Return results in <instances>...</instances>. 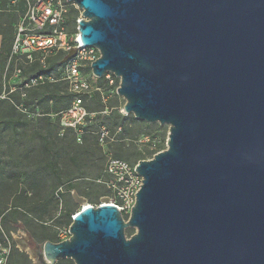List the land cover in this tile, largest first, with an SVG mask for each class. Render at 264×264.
Returning <instances> with one entry per match:
<instances>
[{
	"label": "water",
	"instance_id": "water-1",
	"mask_svg": "<svg viewBox=\"0 0 264 264\" xmlns=\"http://www.w3.org/2000/svg\"><path fill=\"white\" fill-rule=\"evenodd\" d=\"M68 1L100 53L92 75L119 79L127 115L169 126L167 149L137 163L127 220L88 206L67 240L17 243L35 264H264V0Z\"/></svg>",
	"mask_w": 264,
	"mask_h": 264
},
{
	"label": "rangeland",
	"instance_id": "rangeland-1",
	"mask_svg": "<svg viewBox=\"0 0 264 264\" xmlns=\"http://www.w3.org/2000/svg\"><path fill=\"white\" fill-rule=\"evenodd\" d=\"M22 14L21 0H0V49L3 48L2 38L6 33H12ZM75 15L77 19L83 18L82 11ZM72 30L77 31L76 25ZM64 59L59 54L47 58V66L49 60L56 62L57 66L44 76L47 80L44 78V83L38 86L22 87L29 79V74L24 70L33 64L23 65L24 70L15 76L16 67L13 62L9 63L8 58L0 75V101H4L0 104V212L3 213L0 217V237L2 231L12 237L14 261L24 255L28 257L29 264H35L31 248H23L15 239H22L23 236L28 242L31 235L29 225L44 226L48 234L57 240L59 230L69 229L76 214L87 205L97 204L106 189L96 181L109 158H118V154L125 151L129 154L142 152L147 159H151L153 156L148 154L149 151L159 153L167 149L169 126L148 124L135 119L132 114L127 115L124 111L126 101L117 94L120 81L115 80L111 85L105 76L102 79L94 77L90 69L86 72L91 77V85L101 89L100 97L108 110L103 108L98 96L95 97V100L87 103L90 116L84 144L76 143L71 134L64 139L60 138L57 135L56 114L68 103L67 85L62 80ZM45 90L58 93L59 100L51 94L48 99L42 97V101L39 95ZM22 93L27 94L23 100ZM27 99L28 112H20L23 107L19 106L14 115L10 116L7 109L12 101L18 103ZM99 126L109 129L114 141L101 144L97 135ZM85 143L94 154L92 157L82 154ZM50 160L56 164L55 173L46 167ZM128 161L134 162L133 159ZM69 183L76 185V191L66 192ZM24 191L32 198L30 202L33 204L30 205L38 210L37 214L41 217L34 219L29 214L25 217L20 215L18 222L13 223L11 211ZM73 193L84 198L86 204L78 203ZM68 208L74 214L69 224L63 217ZM4 218H8L9 222H4ZM43 244L40 241L39 245Z\"/></svg>",
	"mask_w": 264,
	"mask_h": 264
},
{
	"label": "built area",
	"instance_id": "built-area-1",
	"mask_svg": "<svg viewBox=\"0 0 264 264\" xmlns=\"http://www.w3.org/2000/svg\"><path fill=\"white\" fill-rule=\"evenodd\" d=\"M21 1L23 14L15 26L9 63H14L16 67L14 74L19 76L22 72L21 64L38 62L45 68L48 57L59 54L66 58L70 52L75 51V54L64 63L62 74V80L66 83L67 91L73 96V100L70 107L57 113L56 117L60 136L71 130L75 134L76 143L82 144L90 116L85 106V99L89 100L96 92H101V89L93 88L91 77L86 71L91 70L92 63L99 59L100 53L96 48L85 47L80 41L78 25L82 19L76 20V34L69 31L68 19L71 10L75 9L81 13L74 1ZM105 78L111 85L115 80H119L111 73L106 74ZM44 81L43 77L32 79L25 87L38 86ZM22 96L24 97L25 94ZM97 135L103 145L109 140L114 141L110 130L105 126H99ZM97 184L106 189V194L91 207L114 206L127 220L136 203V194L143 185V178L136 172V165L125 160L109 158L105 164L103 178L98 180ZM69 237V229L59 230L57 241L61 242ZM12 249L13 240L5 236L4 242H0V264H10Z\"/></svg>",
	"mask_w": 264,
	"mask_h": 264
},
{
	"label": "trees",
	"instance_id": "trees-1",
	"mask_svg": "<svg viewBox=\"0 0 264 264\" xmlns=\"http://www.w3.org/2000/svg\"><path fill=\"white\" fill-rule=\"evenodd\" d=\"M76 12H78V13H80L79 11H77V10H75V9H72L71 10V12H70V15H69V19H68V26H69V31L72 33V34H76L77 33V31L76 32H74L73 30H72V28L73 27H75V25H76V20H77V16L75 15V13ZM17 24V23H16ZM16 24L14 25V27H13V29H12V33L11 34H5V36L2 38V49H0V75H1V73H3V71H4V68H5V63H6V60L8 59V58H10V53H11V47H12V43H13V40H14V34H15V26H16ZM73 31V32H72ZM3 34V33H2ZM23 65L24 64H21L20 65V68L22 69V71L24 70V68H23ZM56 66H57V64H56V62L54 63V62H50V60H49V65L48 66H46L45 68L40 64V63H38V62H35V63H33V65L31 66V68H28L27 70H24L25 71V73H27V74H29V79H28V82L27 83H23L22 84V87H25L26 86V84H28L29 82H30V80H32V79H38L39 77H43V78H45L46 80H47V77H44L45 75H47V74H49L50 72H52V71H54L55 69H56ZM41 84H43V83H41ZM40 85V84H39ZM30 88V87H29ZM97 88H99V87H97ZM100 89V88H99ZM47 90H45L43 93H40V95H39V98L43 101V99H42V97H45L46 99H48L49 97H50V95L52 94V97L54 98V99H58L59 100V98H60V96H59V94L58 93H56V92H54V91H50V90H48V92H46ZM23 94H25V96L23 97L22 95ZM68 95H67V101H68V103H67V105L63 108V109H61L60 111H62V110H65V109H67V108H69L70 107V105H71V102H72V100H73V96L71 95V94H69V93H67ZM26 96H27V94L26 93H22L21 94V97H22V100L24 99V98H26ZM98 96V97H97ZM101 96V93L100 92H96L94 95H93V97L91 98V99H89V100H87V99H85V106H86V108H87V110H88V112L90 113V110H89V108H88V102H90V101H93V100H95V97H97L98 98V100L103 104V108L104 109H107L108 107H107V105H106V103H104L103 102V100H102V97H100ZM31 101V100H30ZM52 102V101H51ZM2 103H4V101H0V104H2ZM25 104V105H24ZM29 104V99H27V100H24L23 102H18V103H15L14 101H12V105L10 106V107H8V109H7V111H8V113L10 114V116L12 115H14V113L16 112V110H18V107L19 106H22L23 107V111H20V112H28V108H27V105ZM108 110V109H107ZM59 111V112H60ZM58 112V113H59ZM27 116V115H26ZM14 118H15V116H14ZM57 122V135L60 137V138H66L67 136H68V134H71L72 136H73V139H74V141L76 142V137H75V134H74V132L73 131H71V130H68V131H66L65 132V134L63 135V136H60V130H59V124H58V121H56ZM88 126V125H87ZM121 128V127H120ZM87 130H88V127H85V134H84V136L86 135V132H87ZM84 136H83V140H84ZM84 142V141H83ZM71 144V143H70ZM82 144H84V143H82ZM65 148V147H64ZM66 149V148H65ZM83 150H82V154H86V155H88V156H90V157H92V155H94L91 151H89V145L88 144H86L85 143V145L83 146V148H82ZM120 150V149H119ZM121 151V150H120ZM157 152H152V151H149L148 152V154L149 155H151V156H154L155 154H156ZM144 153H136V154H129V153H127V152H125V151H121V154H118V158H116V157H113V158H115V159H121V160H125V161H127L128 163H130V164H132V165H137V163L139 162V161H142V160H148V159H150V158H146L144 155H143ZM124 158V159H123ZM129 159H133L134 160V162L133 163H131V162H129L128 160ZM49 170H51L53 173H55V167H56V164L52 161V160H50L49 162H48V164H47V166H46ZM104 168H105V166H104ZM103 172H104V169H103V171H102V174H101V176L99 177V179H97V181L98 180H100L101 178H103ZM96 181V182H97ZM60 183V182H59ZM76 185L75 184H72V183H69L68 185H67V189H66V192H69V193H71L72 191H76ZM27 191H24L23 192V195H21L20 197H18L17 198V201H16V203H15V205H14V207H13V210L11 211L12 213H11V217H12V221H13V223H17L18 222V217L20 218L21 216H24L25 217V215H31L32 216V218H39V217H41V215H38L37 214V209L35 208H33L30 204H33V202H30V201H32V198L31 197H28V193H26ZM106 193H104L102 196H104ZM85 196H89V194H85ZM101 196V197H102ZM99 202V201H98ZM97 202V203H98ZM20 206H23V208L22 207H20ZM35 212H36V214H35ZM2 212H0V217L2 216ZM21 215V216H20ZM72 215H74L73 213H72V211H71V209L70 208H68L67 210H66V212L64 213V218L67 220V224H69L70 222H71V216ZM9 222L8 221V218H4V222ZM29 228V232H30V234H31V236L35 239V241L37 242V243H40V241H42V242H44V243H46V242H53V243H58V241L57 240H55V239H53V237L52 236H50L49 234H48V231H47V228H45L44 226H39V225H37V224H34V225H29L28 226ZM28 231V230H27ZM2 237H0V242L1 243H3L4 242V238H5V236H7L10 240H12V237L10 236V235H8V234H5L3 231H2ZM133 234V231L132 230H127V235H128V237H130L131 235ZM13 256H14V253H13V249H12V254H11V260H10V264H13V262L15 263V264H29V261H28V257H26V256H22L21 258H19V260H16V261H14V258H13ZM56 264H74L73 263V261H71V260H60V261H58Z\"/></svg>",
	"mask_w": 264,
	"mask_h": 264
},
{
	"label": "flooded vegetation",
	"instance_id": "flooded-vegetation-1",
	"mask_svg": "<svg viewBox=\"0 0 264 264\" xmlns=\"http://www.w3.org/2000/svg\"><path fill=\"white\" fill-rule=\"evenodd\" d=\"M28 243L30 244V245H33L34 246V250H33V254L34 255H36L37 254V252H38V245H39V243H37L36 241H35V239L30 235L29 236V241H28Z\"/></svg>",
	"mask_w": 264,
	"mask_h": 264
},
{
	"label": "bare ground",
	"instance_id": "bare-ground-1",
	"mask_svg": "<svg viewBox=\"0 0 264 264\" xmlns=\"http://www.w3.org/2000/svg\"><path fill=\"white\" fill-rule=\"evenodd\" d=\"M75 200H77V202L84 203L83 198L79 197L78 195H77V197H76ZM84 204H86V203H84ZM88 206H89V205H87L86 207H88Z\"/></svg>",
	"mask_w": 264,
	"mask_h": 264
}]
</instances>
